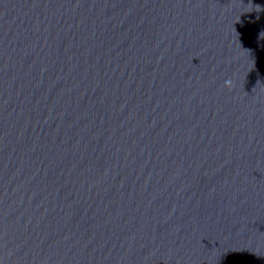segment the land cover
<instances>
[{"label":"water","instance_id":"water-1","mask_svg":"<svg viewBox=\"0 0 264 264\" xmlns=\"http://www.w3.org/2000/svg\"><path fill=\"white\" fill-rule=\"evenodd\" d=\"M0 264H264V0H0Z\"/></svg>","mask_w":264,"mask_h":264}]
</instances>
